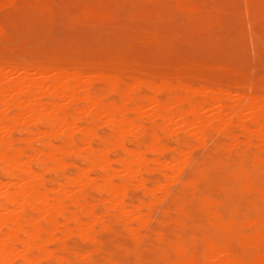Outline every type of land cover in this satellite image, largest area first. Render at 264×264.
Masks as SVG:
<instances>
[{"label":"bare ground","instance_id":"6f19581e","mask_svg":"<svg viewBox=\"0 0 264 264\" xmlns=\"http://www.w3.org/2000/svg\"><path fill=\"white\" fill-rule=\"evenodd\" d=\"M74 59L0 60V264L38 261L42 225L54 232L60 220L77 228L113 216L143 227L155 211L158 236L176 235L164 264H264V79L248 95L237 73L193 83L190 70L166 63ZM210 131L225 141L208 148Z\"/></svg>","mask_w":264,"mask_h":264},{"label":"rangeland","instance_id":"374dc122","mask_svg":"<svg viewBox=\"0 0 264 264\" xmlns=\"http://www.w3.org/2000/svg\"><path fill=\"white\" fill-rule=\"evenodd\" d=\"M88 10L106 12V17L85 12ZM170 36L174 38L172 41ZM100 55L113 59L129 57L155 69L160 63L171 68L184 67L194 75L193 83L237 73L247 79L246 93L257 95L256 79H264V0H0V60L29 64L39 58L64 56L85 63L97 61ZM5 69L6 77L15 78L9 68ZM100 86L96 84L97 88ZM232 103L240 104V101H225L230 107ZM206 112L203 111L205 115ZM246 124L250 125V121ZM102 130L106 129L99 132ZM231 130L240 135L241 142L245 140L236 126ZM178 132L177 135H184ZM221 134L209 132L212 141L208 148L225 141ZM206 151H196V160ZM251 151L255 152L256 148L253 146ZM187 173L189 170L183 172V177ZM177 190V185L171 186V194ZM157 212L152 222L142 225L144 228L137 227V222L117 224L113 216L105 218L107 224L78 226L79 229L72 223L62 224V227L63 220L56 229L52 227L54 232L51 226L43 228L42 225L41 239L36 244L41 247L42 257L48 259L44 256L49 253L50 259L41 261L42 257L38 256L40 262L34 260L39 251L35 250L29 255L30 260L38 264H58L59 255L57 260L63 256L70 261L68 264L95 261L94 264H164V254L169 245L174 246L176 235L158 236L155 221L160 213ZM66 226L73 235L70 232L67 233L71 236L64 235L66 232L62 229ZM43 229L50 230L48 236ZM16 247L25 253L19 244ZM12 260L11 264H27L16 258Z\"/></svg>","mask_w":264,"mask_h":264}]
</instances>
